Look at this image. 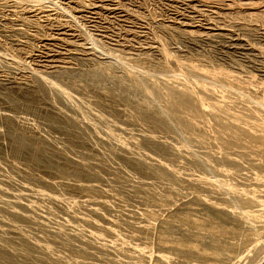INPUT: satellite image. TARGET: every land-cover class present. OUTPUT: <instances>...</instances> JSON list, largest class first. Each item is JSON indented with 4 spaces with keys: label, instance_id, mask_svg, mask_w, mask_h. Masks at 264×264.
<instances>
[{
    "label": "rangeland",
    "instance_id": "obj_1",
    "mask_svg": "<svg viewBox=\"0 0 264 264\" xmlns=\"http://www.w3.org/2000/svg\"><path fill=\"white\" fill-rule=\"evenodd\" d=\"M262 52L264 0H0L14 264H264V134L226 146L214 125L235 105L264 117Z\"/></svg>",
    "mask_w": 264,
    "mask_h": 264
},
{
    "label": "bare ground",
    "instance_id": "obj_2",
    "mask_svg": "<svg viewBox=\"0 0 264 264\" xmlns=\"http://www.w3.org/2000/svg\"><path fill=\"white\" fill-rule=\"evenodd\" d=\"M43 2V1H42ZM191 2V1H190ZM238 3V2H237ZM249 4V3H248ZM196 5V4H195ZM194 5V7H195ZM78 6V5H77ZM100 7V5H98ZM123 6V5H122ZM248 6V5H247ZM257 6V5H256ZM96 7V6H94ZM197 8V7H195ZM253 8V6H252ZM74 10V9H73ZM236 11V10H235ZM253 11V10H252ZM251 11V12H252ZM65 12V11H64ZM202 12V11H201ZM220 13V12H219ZM257 13V12H256ZM256 13H251V15H256ZM250 14V13H249ZM250 15V16H251ZM251 20V19H250ZM43 25V24H42ZM214 29V28H213ZM212 30V28H211ZM180 31V30H179ZM184 31V30H183ZM194 31V30H193ZM193 31L192 30H189V29H185V32L187 35H190V36H193ZM195 32V31H194ZM211 31H207L206 32V35L207 36H212V35H216V34H219V33H210ZM215 32V31H213ZM184 33V32H183ZM205 33V32H204ZM199 34V32H198ZM197 34V35H198ZM195 36H196V33H195ZM254 36V35H253ZM222 37V36H221ZM230 38V37H229ZM213 40V39H212ZM236 44V43H235ZM239 44V43H238ZM146 47V46H145ZM243 47V46H242ZM264 54V52H262ZM119 69V68H118ZM122 76V75H121ZM181 82V81H180ZM178 82V86L177 84H175L177 86V88L175 87H172L173 90H174V96L170 99V105L172 107L171 111L174 110L176 115L179 117L176 118L177 119H180V122L183 124H181L183 127L185 126V129L187 130H191V123H189V120L191 119V116L189 115H194L192 112L194 111L195 112V115L197 116V113H199V111L196 110L195 108V105L193 102L189 101L186 99L185 97V94H184V90L182 88V86H184L185 82ZM155 84V83H154ZM153 84V85H154ZM173 85V86H175ZM157 86V84H156ZM180 86V87H179ZM154 87V86H153ZM166 87V86H165ZM204 87L206 88V92L208 94V96H216V91L218 92V89L214 88V87H211L207 84H204ZM167 88V87H166ZM154 89V88H153ZM171 89V88H170ZM198 89V87H197ZM162 90V89H161ZM160 90V91H161ZM159 91V90H158ZM163 91V90H162ZM168 91V89H167ZM170 91V90H169ZM168 91V92H169ZM162 93V92H161ZM164 93V92H163ZM193 93V92H192ZM172 94V92H171ZM194 94V93H193ZM170 95V94H169ZM169 98V97H168ZM168 100V99H167ZM166 100V101H167ZM208 102V101H207ZM168 103V101H167ZM208 106L210 105L211 108L213 106H217L213 101H209L208 102ZM169 107V106H168ZM230 107V106H229ZM232 107H238L236 108V111H233L234 112V115H232L233 112L231 113H227L226 109H220L219 110L217 109V115L215 118V128L218 130V133L219 135L221 136V138H223L224 140V144L227 146H230L231 144L233 145H236V146H240L239 144H241L240 140H243L247 145H251V143L253 141H255L256 138L260 137L261 134H264V117H259V116H255L251 111H249L248 109H246L245 107L243 106H239V105H235V106H232ZM210 108V109H211ZM173 111V112H174ZM213 111V109H212ZM191 112V113H190ZM215 112L212 113V114H216ZM190 119H189V118ZM213 119H214V115L212 116ZM211 117V118H212ZM246 117H249L252 119V123L250 124H244V119H246ZM192 122V120H191ZM214 122V120H213ZM195 124L197 125L198 123L195 121ZM60 139V138H59ZM58 139V140H59ZM63 140V139H62ZM61 142V141H60ZM71 145V143H70ZM73 146V145H71ZM232 147H235V146H232ZM252 214V213H251ZM4 215V214H3ZM246 216V215H245ZM251 216V215H250ZM252 218H255L258 219L257 221L261 224V226H264V208H260V209H257L253 215L251 216ZM17 218V217H16ZM256 221V220H255ZM256 221V222H257ZM28 223V222H27ZM258 223V224H259ZM253 225V224H252ZM30 227V226H29ZM32 227V226H31ZM36 227V226H35ZM34 227V228H35ZM203 229V228H202ZM210 229V228H209ZM30 230V229H29ZM38 230V229H37ZM220 234V233H219ZM222 234V233H221ZM200 237V236H199ZM259 237V236H258ZM5 243V242H4ZM2 244L0 245V254H1V257L2 256H5V257H9L10 260L7 259V261H10V262H7L5 261L7 264H11L13 263L14 264V259L17 260V257L19 258V260L21 259L20 255L18 253H16V251H10V244ZM189 245V244H188ZM191 245V244H190ZM189 245V246H190ZM165 246V245H164ZM178 246V245H177ZM12 258H14L12 260ZM6 259V258H5ZM12 260V262H11ZM15 260V262H17ZM18 260V261H19ZM22 260V259H21ZM20 260V262H21ZM0 261L3 262L0 258ZM0 262V263H1ZM23 262V261H22ZM25 262V261H24ZM23 264H26V262ZM4 263V262H3ZM18 263V262H17ZM16 263V264H17ZM22 264V263H21Z\"/></svg>",
    "mask_w": 264,
    "mask_h": 264
}]
</instances>
